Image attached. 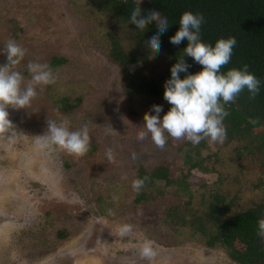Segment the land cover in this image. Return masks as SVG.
Listing matches in <instances>:
<instances>
[{
  "label": "rangeland",
  "instance_id": "374dc122",
  "mask_svg": "<svg viewBox=\"0 0 264 264\" xmlns=\"http://www.w3.org/2000/svg\"><path fill=\"white\" fill-rule=\"evenodd\" d=\"M96 9L91 0H0V65L6 63L7 41L14 39L26 49L17 66L25 84L31 78L29 62L49 65L53 57H61L65 63L53 71L54 84L84 85L80 105L68 113L57 111L48 100L49 85L37 87L30 107L8 109L18 135L12 144L0 140V264H236L224 250L188 239V232L167 246L146 231L148 216L168 201L135 204L132 181L139 167L151 171L167 164L175 170L180 154L169 145L157 148L150 138L138 141L142 125L128 114L119 70L106 57L111 48L108 34L115 27ZM9 20L15 22V31H10ZM88 20L98 24L96 30ZM65 118L71 130L89 127L91 150L83 157L36 147L35 137L45 133L46 121ZM208 145L212 151L219 146ZM212 164L213 158L205 172L193 171L197 178H192L190 190L195 197L206 192L201 179L216 188ZM217 168L221 175L236 176L234 159ZM249 181H254L252 174ZM231 184L230 178L224 189ZM250 197L243 188L239 204ZM124 224H130L132 232L120 237L118 229ZM145 240H151L157 252L152 261L139 255Z\"/></svg>",
  "mask_w": 264,
  "mask_h": 264
},
{
  "label": "trees",
  "instance_id": "16d2710c",
  "mask_svg": "<svg viewBox=\"0 0 264 264\" xmlns=\"http://www.w3.org/2000/svg\"><path fill=\"white\" fill-rule=\"evenodd\" d=\"M91 1L96 5L95 12L104 15L108 24L115 27V31L108 34L111 48L106 57L119 70L128 114L142 126L145 113L155 114L151 111L153 105L162 106L160 118L171 107L163 99V86L171 78L170 69L183 55L187 42L173 45L169 38L178 31L179 19L185 11L204 17L200 30L202 42L214 47L218 39L236 38L237 45L231 60L221 72L226 73L233 68L239 70L248 65V71L261 82L258 95L250 99L245 90L235 103L224 105L230 113L223 121L227 138L216 151L211 150L208 140L193 146L186 140L177 141L169 137L166 145L180 154L181 164L178 163L175 170L167 164H160L151 171L139 167L135 179L148 177V180L136 192L134 203L161 204L167 199L163 209L148 216L146 222V231H152L150 238L158 243L172 246L183 231L188 232V239L208 249L224 250L236 264H264V241L256 234L257 222L264 218V0ZM135 8L141 9L142 16L150 11H159L168 19L170 25L160 35L158 54L151 53L146 43L157 34L155 22L143 31L129 23L130 13ZM88 22L92 23L93 30L97 29L98 24ZM8 24L10 31L12 28L16 30L13 20ZM13 34L16 33H10L11 36ZM92 42L96 46L100 44L95 39ZM183 59L190 67L186 73L179 74L181 79L202 70V66L191 57L184 56ZM63 63V58L53 57L49 66L56 71ZM48 89V100L64 114L80 105L84 85L50 84ZM250 119L258 122L249 123ZM224 150L228 151L226 156L223 155ZM212 158L211 171L217 174L213 184L216 188H208L210 186L201 179L206 192L195 197L190 190L192 178H197L192 175L193 171L205 172L206 163ZM233 159L237 166L236 176L221 175L217 165ZM250 174L254 176L252 182L249 181ZM230 178L233 187L224 189ZM245 182L249 186H243ZM243 188L250 191L251 197L242 206L239 202Z\"/></svg>",
  "mask_w": 264,
  "mask_h": 264
},
{
  "label": "clouds",
  "instance_id": "9594fccd",
  "mask_svg": "<svg viewBox=\"0 0 264 264\" xmlns=\"http://www.w3.org/2000/svg\"><path fill=\"white\" fill-rule=\"evenodd\" d=\"M152 22H155L158 31L146 43L150 52L155 55L160 52V35L169 28L168 19L159 11H150L146 16H142L141 9L135 8L130 13L129 23L140 31ZM203 23L204 17L201 14L185 11L181 15L179 29L169 41L173 45L186 41L187 46L177 63L171 67V78L163 86V99L171 107L162 118L159 114L163 109L159 105L152 106L151 111L155 114L145 113L144 124L139 127L141 130L137 134L138 141L150 138L160 149L165 147L169 137L177 141L186 140L193 146L199 145L203 140L223 144L227 138L223 121L230 115L224 105L235 103L245 90L250 99H255L258 95L261 82L248 71V65L239 70L233 68L226 73L221 72L222 67L231 60L233 49L237 45L236 38L218 39L214 47L204 43L200 37ZM4 53L6 63L0 65V140L12 144L18 133L9 119L8 109L30 107L32 100L37 96V87L54 84L56 76L48 64L29 62L27 71L31 78L25 84V77L17 70V66L24 60L26 49L14 39H9ZM184 56L191 57L202 66V70L181 79L179 74L186 73L190 67L183 59ZM257 122L254 119L249 120V123ZM111 130L115 132L112 128ZM35 141L40 151H62L76 157H83L91 150L88 125L84 124L78 130H71L68 118L60 122L47 120L45 133L35 137ZM131 155L133 159L136 158L134 152ZM107 156L109 160L114 159L111 149L107 150ZM147 180L148 177L133 180V190L138 193ZM109 214H113L111 210ZM257 223L256 234L264 241V218ZM131 232L130 224H124L118 229L120 237H125ZM139 255L148 261L156 257L157 252L151 240H145L139 245Z\"/></svg>",
  "mask_w": 264,
  "mask_h": 264
}]
</instances>
